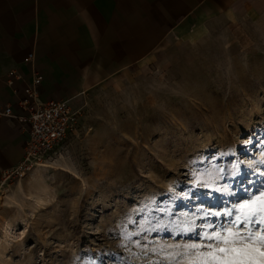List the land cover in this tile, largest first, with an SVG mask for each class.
<instances>
[{
  "label": "rangeland",
  "instance_id": "374dc122",
  "mask_svg": "<svg viewBox=\"0 0 264 264\" xmlns=\"http://www.w3.org/2000/svg\"><path fill=\"white\" fill-rule=\"evenodd\" d=\"M72 106L42 165L0 173V264H197L186 246L264 197V0L168 36Z\"/></svg>",
  "mask_w": 264,
  "mask_h": 264
},
{
  "label": "crops",
  "instance_id": "0c3cea01",
  "mask_svg": "<svg viewBox=\"0 0 264 264\" xmlns=\"http://www.w3.org/2000/svg\"><path fill=\"white\" fill-rule=\"evenodd\" d=\"M254 1L0 0V173L23 159L30 126L21 121L28 113L19 100L34 68L41 99L73 107L146 60L168 36Z\"/></svg>",
  "mask_w": 264,
  "mask_h": 264
},
{
  "label": "built area",
  "instance_id": "2783aa9c",
  "mask_svg": "<svg viewBox=\"0 0 264 264\" xmlns=\"http://www.w3.org/2000/svg\"><path fill=\"white\" fill-rule=\"evenodd\" d=\"M32 63L33 54L26 58ZM39 68H34L32 80L23 86V95L19 107L28 113L21 121L29 124L27 139L24 144L23 159L18 166L7 171L9 176L23 177L35 165H42L74 132L78 125V112L68 100H42L38 91L41 83ZM12 84V80H10ZM5 114L11 115L10 108Z\"/></svg>",
  "mask_w": 264,
  "mask_h": 264
},
{
  "label": "snow or ice",
  "instance_id": "6c2138e0",
  "mask_svg": "<svg viewBox=\"0 0 264 264\" xmlns=\"http://www.w3.org/2000/svg\"><path fill=\"white\" fill-rule=\"evenodd\" d=\"M249 200L251 203H240L241 215L235 216L231 227L221 225L220 231L214 228L211 235L204 234L203 238L211 243L186 246L196 250L197 264H264V234L254 235L250 228L246 234L240 230L241 224L246 228L252 223L264 224V197L259 199V209L253 208L258 201L251 200V196ZM226 215H233V211L229 210ZM200 247L209 250L201 252Z\"/></svg>",
  "mask_w": 264,
  "mask_h": 264
},
{
  "label": "bare ground",
  "instance_id": "6f19581e",
  "mask_svg": "<svg viewBox=\"0 0 264 264\" xmlns=\"http://www.w3.org/2000/svg\"><path fill=\"white\" fill-rule=\"evenodd\" d=\"M44 166H46V165H44Z\"/></svg>",
  "mask_w": 264,
  "mask_h": 264
}]
</instances>
